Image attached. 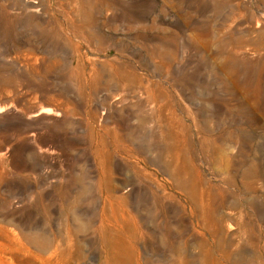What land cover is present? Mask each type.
<instances>
[{"label": "rangeland", "instance_id": "obj_1", "mask_svg": "<svg viewBox=\"0 0 264 264\" xmlns=\"http://www.w3.org/2000/svg\"><path fill=\"white\" fill-rule=\"evenodd\" d=\"M0 264H264V0H0Z\"/></svg>", "mask_w": 264, "mask_h": 264}]
</instances>
